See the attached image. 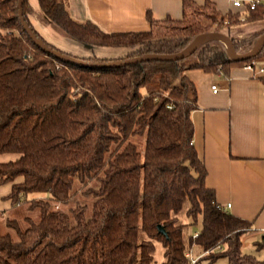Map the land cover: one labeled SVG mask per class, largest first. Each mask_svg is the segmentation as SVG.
I'll use <instances>...</instances> for the list:
<instances>
[{"label":"trees","instance_id":"16d2710c","mask_svg":"<svg viewBox=\"0 0 264 264\" xmlns=\"http://www.w3.org/2000/svg\"><path fill=\"white\" fill-rule=\"evenodd\" d=\"M181 2L179 19L147 12L146 30L104 32L73 19L66 0H38L58 32L91 46L126 48L112 58L65 52L34 29L28 0L21 13L46 45L89 62L174 54L223 23L264 20L260 1L225 14L210 0ZM17 3L0 0V154H17L0 161V184L11 183L5 198L12 204L0 210V264H151L154 240L165 247L162 264H190L175 216L185 205L187 225L199 224L187 245L212 249L197 261L264 264L242 252L250 223L224 210L205 184L191 142L197 91L185 73L196 68L226 76L231 67L264 57V45L234 60L222 41L209 39L178 59L83 66L37 46ZM262 33L231 37L232 46L246 53ZM23 206L36 215L20 217Z\"/></svg>","mask_w":264,"mask_h":264},{"label":"crops","instance_id":"0c3cea01","mask_svg":"<svg viewBox=\"0 0 264 264\" xmlns=\"http://www.w3.org/2000/svg\"><path fill=\"white\" fill-rule=\"evenodd\" d=\"M194 1L198 4L204 2ZM210 1L222 14L243 10L242 7L233 6L232 0ZM259 1L264 3V0ZM66 2L73 19L89 20L104 32L146 30L149 28L147 12H150L154 19L165 17L179 19L182 15L181 0H66ZM28 3L34 10V13L28 15L34 29L53 45L62 44L63 38L41 14L38 0H28ZM237 24L219 31L230 38H243L264 30V26L261 29L253 27L239 29L235 27ZM76 43L82 44L81 48L92 49L86 53L85 51L71 53L78 56L94 54L112 58L126 52V48L123 47L91 45L86 47L83 43L78 41ZM94 48H98L99 53H95ZM101 49L111 50L100 54ZM260 69L262 71H259ZM185 73L197 91V107L190 114L193 123L192 144L206 169L205 184L213 189L216 202L224 210L250 223L249 230L242 236V248L264 250V57L254 62L253 70L245 65H235L226 76L196 68H189ZM212 85L217 86L216 92L212 91ZM1 156H4L0 159L2 162L14 160L17 154L3 153ZM19 180L20 178L16 179ZM10 187L11 183L0 184V210L12 209L10 200L5 198L10 192ZM185 207L175 216L178 222L183 224L182 234L186 245L190 231ZM140 237H144L143 233ZM153 242L151 264H162L165 261V247L160 241ZM195 248L186 245V255L189 258L192 257ZM197 251L198 255L202 253L200 249H196L195 252ZM261 261L264 263V260Z\"/></svg>","mask_w":264,"mask_h":264},{"label":"water","instance_id":"95a60500","mask_svg":"<svg viewBox=\"0 0 264 264\" xmlns=\"http://www.w3.org/2000/svg\"><path fill=\"white\" fill-rule=\"evenodd\" d=\"M23 1L24 0H18V3H17L18 15H19V19L21 21V24L23 25V28L26 30V32L29 35V37L31 38V40L37 46H39L41 49L53 54L57 58H60V59H62L64 61L71 62V63H74V64L83 65V66L109 67V66L121 65V64H124V63L136 62V61H139V60H142V59H149V58H155V59H178V58H181L183 56L188 55L196 47H198L200 44H202L203 42H205V41H207L209 39H218V40L224 42V44L226 46V49H227L228 55L234 60H240V59L252 57L255 54H257V52H259V50L264 45V33H262L257 38V40L255 41L253 47L248 52L243 53V54H239V53L236 52V50L232 46V40L227 34L222 33L220 31H209V32L201 33V34L195 36V38L189 43V45L185 49H183L182 51H180L178 53H174V54H146V55H143V56H134L132 58H127V59H124V60H110V61H105V62H89V61H84L81 58H77V57H75L73 55H69L67 53H63V52H61V51H59L57 49L51 48L50 46L46 45L40 38H38L36 36V34L33 32L32 28L24 21V19L22 17L21 5H22ZM158 230L162 234L166 235V232H165L164 228L161 225H158Z\"/></svg>","mask_w":264,"mask_h":264},{"label":"rangeland","instance_id":"374dc122","mask_svg":"<svg viewBox=\"0 0 264 264\" xmlns=\"http://www.w3.org/2000/svg\"><path fill=\"white\" fill-rule=\"evenodd\" d=\"M262 26H261V25ZM53 26V25H52ZM264 26V20H253V21H248V22H240V23H238L235 27H237V28H239V29H245V28H247V27H249V28H251L252 29V27L254 28V29H261V27H263ZM216 27V23H214L213 25H212V28H215ZM226 27V24L225 23H223L222 25H220L219 27H218V30H222V29H224ZM53 28L55 29V27L53 26ZM227 31V30H226ZM243 32L245 31V32H247L246 30H242ZM59 33V36H61V38H63V41H61L62 42V44L61 43H59V44H55L57 47H59V49H62V50H64L65 52H70V53H84L83 51H85V53L86 52H89V51H92V49L91 50H88L87 48H81V46H82V44H79V43H76L77 41L76 40H74V39H72V38H70V37H68L67 35H65V34H63V33H61V32H58ZM76 41V42H75ZM77 44V45H76ZM77 46V47H73V46ZM78 45H79V47H78ZM55 46V47H56ZM84 46H86L87 47V44H85ZM102 51H100V54H103V53H106V52H109L111 49H106V50H108V51H105V49H101ZM74 51H77V52H74ZM93 51L95 52V53H99V49L98 48H94L93 49ZM73 55H75V54H73ZM258 61V59H256L254 62H257ZM4 156H1L0 157V159L1 158H3ZM73 203H71V204H74V201H72ZM186 206V205H185ZM185 209H186V207H185ZM182 211V210H181ZM17 214H19V216L20 217H22V215L23 214H30V215H36V212L35 211H33V212H28L27 210H24V206L23 207H20V208H18V212H17ZM179 223V222H178ZM188 230L190 231V234L192 233V232H194L195 230H197L198 228H199V224H197V225H190V226H188ZM187 245V244H186ZM196 249L197 248H195V251H196ZM242 249H244L243 251L244 252H248V253H251V254H253L257 259H261V260H264V250H258V249H255V248H252V249H248V248H242ZM195 251H193V253H192V257L193 258H198L199 257V252L197 251V252H195ZM225 263V259H219V260H217V261H215V262H213V263H208L206 260H204V259H201V260H198L197 262H196V264H224Z\"/></svg>","mask_w":264,"mask_h":264},{"label":"built area","instance_id":"2783aa9c","mask_svg":"<svg viewBox=\"0 0 264 264\" xmlns=\"http://www.w3.org/2000/svg\"><path fill=\"white\" fill-rule=\"evenodd\" d=\"M257 2H259V0H247L246 2H241V0H232V5L233 6H236V7H242V9L246 12L247 9H253L255 7V5L257 4ZM247 68H249L250 70H253L254 69V63H248L245 65ZM259 71H262V69H260ZM211 89L213 92H216L217 91V86L216 85H212L211 86ZM191 142H192V139H191ZM228 206L230 204H227ZM193 237L197 236V232L195 231L193 234H192ZM212 249H208V250H205L203 251L199 257L203 254H206L208 253L209 251H211ZM198 257V258H199ZM198 258H193L191 257L190 258V264H194Z\"/></svg>","mask_w":264,"mask_h":264}]
</instances>
